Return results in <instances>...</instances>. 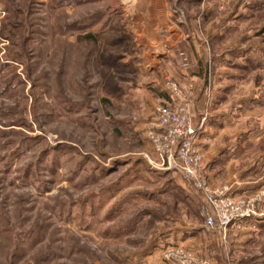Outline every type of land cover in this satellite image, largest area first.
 Instances as JSON below:
<instances>
[{"label":"rangeland","instance_id":"obj_1","mask_svg":"<svg viewBox=\"0 0 264 264\" xmlns=\"http://www.w3.org/2000/svg\"><path fill=\"white\" fill-rule=\"evenodd\" d=\"M184 1L0 0V264H264V0ZM162 16L190 29L223 115L203 178L256 200L225 237L151 148L171 84L195 126L187 66L152 49ZM161 80L171 103L147 109Z\"/></svg>","mask_w":264,"mask_h":264},{"label":"built area","instance_id":"obj_2","mask_svg":"<svg viewBox=\"0 0 264 264\" xmlns=\"http://www.w3.org/2000/svg\"><path fill=\"white\" fill-rule=\"evenodd\" d=\"M170 93L177 106L158 107L155 121L149 130L151 148L159 167L181 174L192 183L204 199L202 214L208 229H218L225 237L229 226L240 225L256 212V200L227 195L226 188H214L203 178V159L197 144L200 128L193 125L189 109V93L185 98L176 84L170 85ZM179 264H201L189 255L175 252Z\"/></svg>","mask_w":264,"mask_h":264},{"label":"crops","instance_id":"obj_3","mask_svg":"<svg viewBox=\"0 0 264 264\" xmlns=\"http://www.w3.org/2000/svg\"><path fill=\"white\" fill-rule=\"evenodd\" d=\"M187 1L190 2V0ZM187 1L183 2V7H185L187 10L198 5V3L193 5V3H189ZM162 11H164L163 7ZM156 21V28L160 27L165 31L164 36L161 38V40L159 39L160 41L156 39L157 42L154 44L155 46L152 49L159 52V57L162 56L166 59L173 60L175 64L187 66L188 69L186 71L184 70V72H182L181 66L176 67L177 69H175L172 74L174 75V78L179 80L182 79V73L184 75L185 81L190 85L188 88L193 90V92H196V98L192 107V114L194 117L195 126H201L197 144L200 149L204 146H211L212 143L217 142V136H215L216 134L210 130L212 129L213 125L217 123V118L222 117L223 115L220 114V111H217L218 109L216 110L215 105L218 103H206L210 93H208V90L203 88V73L200 68L196 66L197 61L202 58V53H196L194 43L190 40L191 33L189 28L187 29V27H178L175 23L168 21L164 16H162V18H158ZM191 24L192 26L196 27L194 22H191ZM196 24L198 25V21ZM185 39L186 41H184ZM157 86L158 87H155L159 89L158 91L161 93H159L158 96H154V101L152 100V97H150L151 100L148 101L149 106H147V109L155 108L156 105L159 104L158 102L160 100L161 102L164 100L167 101V103H161V105H167L171 103L169 91L165 87L164 82L161 80ZM208 116L210 118H207L208 121L206 120L207 122H204V117ZM150 117H148L146 120H149ZM207 154L211 156L213 151L208 150ZM143 264H145V262Z\"/></svg>","mask_w":264,"mask_h":264},{"label":"bare ground","instance_id":"obj_4","mask_svg":"<svg viewBox=\"0 0 264 264\" xmlns=\"http://www.w3.org/2000/svg\"><path fill=\"white\" fill-rule=\"evenodd\" d=\"M134 2V1H133Z\"/></svg>","mask_w":264,"mask_h":264}]
</instances>
